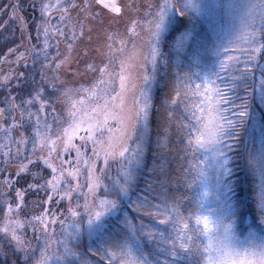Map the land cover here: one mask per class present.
<instances>
[{"label": "snow or ice", "instance_id": "obj_1", "mask_svg": "<svg viewBox=\"0 0 264 264\" xmlns=\"http://www.w3.org/2000/svg\"><path fill=\"white\" fill-rule=\"evenodd\" d=\"M32 7L36 44L0 56L23 60L25 69L33 57L31 74L0 76V90H18L0 100V156L18 162L0 190L4 254L10 250L14 264H264V0H33ZM12 8L15 18L20 4ZM74 9L83 17L73 19ZM126 9L124 33L105 30L103 45L72 55L86 21ZM142 32L146 46L137 47L132 37ZM55 37L71 43L61 53L57 39L50 59ZM161 66L174 69V80L154 129ZM77 78L85 82L76 86ZM30 193L45 197L37 215L24 212ZM56 224L60 239L50 231Z\"/></svg>", "mask_w": 264, "mask_h": 264}, {"label": "rangeland", "instance_id": "obj_2", "mask_svg": "<svg viewBox=\"0 0 264 264\" xmlns=\"http://www.w3.org/2000/svg\"><path fill=\"white\" fill-rule=\"evenodd\" d=\"M9 1H12V0H9ZM29 2H30V6H31V7L30 6L29 7L32 10H34L33 7H32L33 0H29ZM51 2L54 3L55 0H51ZM128 2H129V0H121V3L122 4L124 3V5H126ZM139 2L140 3H143L144 0L143 1L142 0H139ZM239 2H243V0H239ZM22 3H23V0H20V2H19L20 7L22 6ZM27 3H28V1H27ZM36 3H37V6H38L39 3H40V0H36ZM90 3H93V1L92 2L90 1ZM94 8H96V7H93V9ZM96 11H98V10H96ZM125 11L127 13V9ZM0 12H2V13H0V56H3L4 53L7 52L8 48H13V47H16L17 45L20 46L19 49H18V51L19 52H23L26 48H29L30 49L33 44H36V39H35L36 32H35V24L34 23H33L32 36H31L32 39L31 40H28V37H25L24 34H22V35L20 34V36H19V31H24L25 30V28L22 26V24L20 23V20H19V16H23L22 13L19 12L18 15L14 18L13 17V10L11 9L10 4L6 7L5 11H0ZM8 13L10 14L11 17L9 18V20L6 22L7 24L5 25V23L3 24L4 17ZM36 13H37L36 18H38L39 17V12L36 11ZM79 14H80V18H82L83 17V13H80L79 12ZM112 16L115 17L114 14H112ZM129 16L128 15H122L121 20L118 21L117 24H113V27H114V29L117 32L124 33L125 29H124L123 24H127L128 23ZM26 18H28V17H26ZM24 21H25V18H24ZM96 22H97L96 20H88V21L85 22V35L83 36V38H81L79 41H77V43L75 45V50L72 53V55L74 57H78L79 52H80V47L85 46V44H84L85 38L89 40V36H90V37H92V41H94L101 34V38L103 40V37H104V35L106 33L105 30H108V28H110V25H107L106 27L104 26V28L102 26V29H101V27L100 28L98 27V25L96 24ZM52 23H53V21H52ZM2 25H3V27H2ZM89 26L92 27V31L91 32H88L87 31V28ZM125 27H126V25H125ZM144 34H146V33H144ZM95 35H97V36H95ZM145 37H146V41H147V35H145ZM146 41L144 42V45H142V47L143 46H146ZM50 43L53 45V47L49 51V58L51 59L52 56L54 55L55 50H57V47L55 46V39H53L52 41H50ZM59 51L61 53H66L67 52V47L64 48L62 46H59ZM34 55L35 54H33V56ZM8 59L9 60H15V56H9ZM27 62H28L29 67L27 69H25L23 67L24 61L23 60L20 61V65H22V67H21L22 68V72H25L26 74H31L32 71H33V68H32L33 57H29ZM43 62H44L43 61V57H41L40 61H38L36 63V66H35L36 78L38 77L39 72H40V64L43 63ZM0 64L4 65V66H2V69H4V70H2L3 73L2 74L0 73V76L4 75L5 73L9 72L10 70H14L15 72H17V70H16L17 67H15L16 66L15 64H8V63H0ZM166 70L167 69H165L163 66H161L158 69V72L156 74V77H157L156 78V82L154 83L153 89H152V95H153V100L154 101L156 99V95L154 96V93L156 91H162L163 88H164V86H165L164 75H165ZM149 71H150V65H149ZM15 83H16V81L13 80L12 81V84H15ZM16 91H18V90L17 89H13L12 90V93H9L7 86H4V88L2 90H0V100H3L6 95L15 94ZM133 103H134V96L132 95V93H129L128 94V97H127V104L129 106H131ZM155 104H156V102H155ZM0 107H3V105L0 104ZM37 107H38V105H37ZM17 113L18 112H16V114H15L16 115V119L19 120L20 117H18V114ZM49 120H51V117H49ZM113 127H115V125ZM54 131H55V128H54ZM16 135H19V130L17 131ZM76 143H77V141H76ZM132 144L134 146V142ZM27 147L29 149H31V147H32L31 143H29L27 145ZM37 155H39V153H37ZM1 157L2 156H0V158ZM74 157H75V152L73 151L71 153V158H74ZM69 158L70 157L67 154H65L64 159H69ZM2 159H0V169H4V166H5V164L3 163V161H1ZM33 171H35V169H33ZM49 173H50V170H49ZM43 198H45V197H43V195H42V199ZM39 199L37 198L35 200V202H39ZM35 202L33 204H35ZM62 203L60 205H58V206L53 203L54 206L53 205L52 206H53V208L57 212H59V211H61V209H65L68 206L67 201H64ZM81 203H82V198H81ZM33 204H31L30 206H32ZM207 206L208 207H213L215 205H214V202L210 199L208 201V203H207ZM62 218L63 217H61V219ZM52 227H55V229H56V233H57L56 239H60L61 238L60 237V225L59 224H56L54 226H51L50 225V231H51V228ZM54 248H55V245H54Z\"/></svg>", "mask_w": 264, "mask_h": 264}, {"label": "trees", "instance_id": "obj_3", "mask_svg": "<svg viewBox=\"0 0 264 264\" xmlns=\"http://www.w3.org/2000/svg\"><path fill=\"white\" fill-rule=\"evenodd\" d=\"M27 1H28V3H27ZM90 1L91 2L93 1V3H94V0H90ZM19 2H20V0H12V1H9V0H0V11H5L6 6H8L9 4H10L11 9L13 10L12 5H15V4L19 3ZM68 2L70 3L71 0H68ZM76 2L79 3V4H83V0H76ZM120 2H121V0H120ZM29 6H30L29 0H23L22 6L20 7L19 12L22 13L23 17L25 18V23H28L29 24V27L27 29H25L24 31H19V36H20V34L21 35L24 34L25 37H28L29 35L32 36L33 23H31V21H33V19L36 18L37 13H36V11H34V10H32L30 8L31 6L30 7ZM96 10H99V9H97V8H94L93 9V11H96ZM70 11H71V15H72L73 19L77 18L78 16L80 17V14H79V10L78 9H74V10H70ZM0 13H2V12H0ZM53 15L55 16V15H57V13L54 12ZM123 15H128L129 16L130 13L128 11L126 13V11H125ZM10 17L11 16H10L9 13L7 15H5L3 24L5 23V25H6L7 24L6 22L9 20ZM26 17H28V18H26ZM121 18H122V16H119V17L115 16V17H113L112 14H109L107 12H104L103 13L102 20L98 18L96 20L97 21L96 24L98 25L99 28L101 27V29H102V26L104 28V26L106 27L107 25H110V28H108L107 31H115V32H117L114 29L113 24H117V22L120 21ZM52 21H53V24L56 23V20L55 19L52 20ZM125 25H127V24H123L124 29H125ZM2 27H3V25H2ZM97 35H95V36H97ZM145 35L146 34H144L142 32L140 34V38L132 37V42H135V44L137 45V47H142V45H144V42L146 41ZM54 39H55V41L57 39H59L60 40L59 46H62L64 48L66 47V44L67 43H71L70 40H65V39H62L60 37H55ZM106 39H107L106 33H105V35L103 37V40H102L101 34H100L99 37L96 38L94 41H92V37H91V41H89L88 39L85 38L84 44L85 45H88V46H90L92 48H95L97 45H103L105 43ZM119 46L120 45L118 43L115 45V47H117V48ZM84 48H85V46L80 47V52H79L78 57H82L83 56ZM129 48H131V42L129 43ZM56 51L57 50H55L54 54L56 53ZM91 59L92 58L89 57V60L90 61H91ZM96 62L98 63L99 60H97ZM2 66H4V65L0 64V73L1 74L3 73L2 70H4V69H2ZM15 67H17L16 70H17L18 73L19 72H22V68H21L22 65H19V66L16 65ZM77 67H78L77 64L73 63L72 70L75 71L77 69ZM79 69H80L81 72L84 71V64H83V61L82 60H81V63L79 64ZM132 71H133V74L134 75H137L138 73H141L142 72V70H137V69H133ZM65 78L68 79L69 81L72 80V76L71 75H68ZM37 79H39V75H38ZM85 79L86 80H91L92 79V75L91 74H88V76ZM173 80H174V69L168 68L166 70V72H165V75H164L165 85L169 84ZM84 82H85L84 80H82L80 78H77V80H76V86H78L80 83H84ZM167 91H168L167 87L164 86V88H163L162 91H156L154 93V96L156 95V99L154 101V102H156V104H155L156 107L153 109V112H152V126H153L154 129L158 125V123L160 121V117L162 116V112L159 110V106L161 105L162 100H163V97L165 96V94H166ZM193 102L196 103V102H198V100L196 98H193ZM17 114H18V117H20L19 112ZM173 140H175V137H173ZM77 143H80V141L77 140ZM131 143H133V142H131ZM90 149H91V145H89V150ZM0 159H2V157ZM1 161H3V159ZM17 163H18L17 161H12L8 165H5L4 166V169H0V190H3V189H5L7 187V185H4L2 183L3 180H4V178H5V176H9V178H11L12 176L15 175ZM115 167L116 166L113 165V168H112V171L113 172H115ZM16 186L17 187H24L25 185L18 184ZM12 195H14V189L12 191ZM37 198L38 199L40 198L39 201H41V200L44 199V198L42 199V194L39 195V196L38 195H35L34 193H30V194L27 195L26 202H25L26 206L24 208V212L30 213L31 215H37V214L40 213V211H43V208L40 207L37 202H35V200ZM0 199H3V197H0ZM34 202H35V204H33ZM31 204H33V205L30 206ZM23 215H24V213L22 212L21 213V218H23ZM3 220H4V213H3L2 210H0V223ZM24 235H25V238L26 239H32L33 238V233L31 231V229H27L26 232L24 233ZM15 260H16V257L12 254V252L10 250L8 251L7 255L4 254L3 241H0V264H14V261Z\"/></svg>", "mask_w": 264, "mask_h": 264}]
</instances>
